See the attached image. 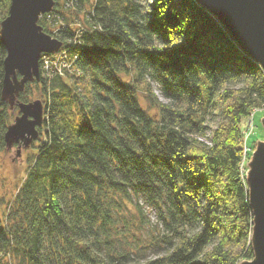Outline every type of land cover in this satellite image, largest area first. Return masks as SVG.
<instances>
[{
    "label": "trees",
    "instance_id": "16d2710c",
    "mask_svg": "<svg viewBox=\"0 0 264 264\" xmlns=\"http://www.w3.org/2000/svg\"><path fill=\"white\" fill-rule=\"evenodd\" d=\"M61 1L38 22L62 40L48 56L69 66L41 69L18 95L36 90L44 120L16 191L0 188V264L251 258L240 122L264 106V70L195 0ZM5 55L0 40V152L13 118Z\"/></svg>",
    "mask_w": 264,
    "mask_h": 264
},
{
    "label": "water",
    "instance_id": "95a60500",
    "mask_svg": "<svg viewBox=\"0 0 264 264\" xmlns=\"http://www.w3.org/2000/svg\"><path fill=\"white\" fill-rule=\"evenodd\" d=\"M195 1L213 14L264 70V0ZM54 3L55 0H10L8 12L0 21V40L6 48L1 96L11 106L18 105L20 111L5 132L8 148L14 143L30 146L43 125L42 100L18 101V95L28 81L40 79L42 53L57 52L62 45L61 39L46 32L38 22ZM247 166L253 256L237 264H264V139L256 141Z\"/></svg>",
    "mask_w": 264,
    "mask_h": 264
},
{
    "label": "rangeland",
    "instance_id": "374dc122",
    "mask_svg": "<svg viewBox=\"0 0 264 264\" xmlns=\"http://www.w3.org/2000/svg\"><path fill=\"white\" fill-rule=\"evenodd\" d=\"M62 2L63 0L61 1V3ZM64 13L65 15H67L68 19L70 18L69 20L71 21L73 20V17H71V15H73L74 13L72 12L71 9H67V10L64 9ZM56 20L54 22V26L57 24ZM57 63H59L60 65L64 63L62 54L55 55L53 59L49 61L48 63L49 72L51 71L52 68L55 69ZM153 86L155 88V91L159 95V98L162 100H166V98L160 93L159 89L157 88V84L154 81H153ZM39 96L40 95L37 94L35 90L34 97L31 100L38 99ZM139 96L142 102L146 103L144 93L142 91H139ZM39 99H41V96ZM15 106H11L10 104L11 110L13 111L12 121L20 113L19 108H16ZM263 117H264V106H260V107H253L250 110V112L241 119L240 127H241L242 136H241L240 147H241L242 160L239 167L241 176L246 175V170L248 169L247 162L249 161L251 156L250 151H253V149L255 148L256 141L264 139V126L262 124ZM207 125L210 126L211 129L215 127L216 122L211 120L207 122ZM207 134H208L207 136H201L200 139L209 142L210 130L207 131ZM28 147L29 146H24L23 144L20 143H14L6 150L0 152V188L3 193H6L7 198L8 196L10 197V195H13V193L16 191L18 185L21 183L23 179V175L25 174V170L28 166V155L30 152V148ZM18 149L20 150L19 152ZM145 212L148 215L149 220L153 222L155 220V214L154 211L151 209V207L146 205Z\"/></svg>",
    "mask_w": 264,
    "mask_h": 264
},
{
    "label": "built area",
    "instance_id": "2783aa9c",
    "mask_svg": "<svg viewBox=\"0 0 264 264\" xmlns=\"http://www.w3.org/2000/svg\"><path fill=\"white\" fill-rule=\"evenodd\" d=\"M45 59H47V60H45ZM53 58H50L49 56H47V55H44L43 56V68H44V70H45V72H49V67H48V63H49V61H51ZM57 65V64H56ZM62 66H64V67H67V66H69V64L67 63V62H64L63 64H61ZM60 69V68H59ZM62 70V69H61Z\"/></svg>",
    "mask_w": 264,
    "mask_h": 264
}]
</instances>
